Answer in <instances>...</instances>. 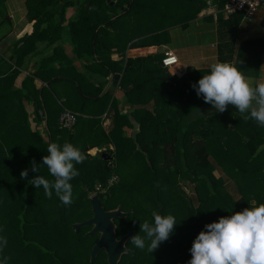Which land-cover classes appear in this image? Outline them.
<instances>
[{"label":"trees","instance_id":"16d2710c","mask_svg":"<svg viewBox=\"0 0 264 264\" xmlns=\"http://www.w3.org/2000/svg\"><path fill=\"white\" fill-rule=\"evenodd\" d=\"M214 1L221 8L227 0ZM206 5L204 0H25L33 30L13 41L9 55L0 53V237L7 240L0 260L89 264L98 233L86 235L90 226L75 231L72 224L92 216L94 186L112 175L118 181L98 195L105 209L120 205L129 212L114 218L118 238L152 222L153 211L172 214L178 222L152 253L127 240L133 253L123 254L118 264H185L207 223L264 203V127L232 105L222 113L198 114L206 103L192 85L210 69L169 73L161 65L163 55L125 56L128 46L159 43L168 25L190 22ZM221 17L219 22L235 25L244 19L239 12ZM9 22L0 0V26ZM38 43H44L39 50ZM113 51L123 58L112 59ZM32 53L33 69L16 86ZM117 85L130 89L118 98ZM64 109L77 114L71 129L59 125ZM104 114L111 118L107 131ZM50 142H70L87 156L76 165L68 206L28 183L35 175L48 177L46 166L33 172L31 161L42 164ZM101 146H107L105 156L88 152ZM22 169H28L27 179H21ZM92 264H107L103 250Z\"/></svg>","mask_w":264,"mask_h":264},{"label":"clouds","instance_id":"9594fccd","mask_svg":"<svg viewBox=\"0 0 264 264\" xmlns=\"http://www.w3.org/2000/svg\"><path fill=\"white\" fill-rule=\"evenodd\" d=\"M192 87L215 111L222 113L232 105L244 119L264 127V83L250 84L233 63H214ZM86 159V153L70 142L63 145L50 142L47 154L42 157L43 163L31 161L33 172H40V165L46 166L48 177L35 175L28 183L35 188L42 187L46 197L55 194L63 205H71V181L79 175L76 165ZM20 176L27 179L28 169H22ZM151 216L152 222L140 223L139 232L128 237L132 245L141 250L146 248L149 253L170 237L178 223L172 214L153 211ZM205 229L194 238L191 259L185 264H264V203L221 216L207 223ZM6 246V238L0 237V252ZM7 259L4 257L0 264H7Z\"/></svg>","mask_w":264,"mask_h":264},{"label":"crops","instance_id":"0c3cea01","mask_svg":"<svg viewBox=\"0 0 264 264\" xmlns=\"http://www.w3.org/2000/svg\"><path fill=\"white\" fill-rule=\"evenodd\" d=\"M19 2H24V0H6L5 3L10 22L8 29L6 28L0 33L3 37L0 38V53L6 55L10 54L13 41L33 30V23L26 19V12L24 15L15 17L9 13L8 4L18 6ZM207 2L208 11L205 12L203 8L194 19L185 24L168 25L164 31L166 34H163L159 43L128 46L125 56L157 55V50L164 52V50L170 49L177 55L178 64L167 69L169 73L171 70H175L180 74H186L193 70L210 69L214 63L228 61L236 64L250 84L264 83V3L257 8L251 18L241 19L235 25L219 22L220 15L223 20L227 19L229 15L221 13L214 15L211 7L214 0H207ZM43 45L44 43H38L37 49L39 50ZM66 46L70 51L68 45ZM122 56L119 52L113 51L111 57L117 60L123 58ZM36 58L37 56L33 53L25 58L24 69L21 75L16 78V86H20L24 75L33 69L32 63ZM119 87L114 90V95L121 98L123 95ZM32 109V105H28V110ZM125 109L127 108H123V110ZM195 114L193 113L192 117ZM102 117L103 127L107 131L112 125L110 115L104 114ZM135 126H137L136 123ZM38 127L43 129V123Z\"/></svg>","mask_w":264,"mask_h":264},{"label":"water","instance_id":"95a60500","mask_svg":"<svg viewBox=\"0 0 264 264\" xmlns=\"http://www.w3.org/2000/svg\"><path fill=\"white\" fill-rule=\"evenodd\" d=\"M119 75H114V83H118ZM120 90H128V87H119ZM105 156V154H103ZM109 159L108 157H106ZM109 165H112L110 163ZM91 203L92 216L72 224L75 231L82 226H90V229L85 233L86 235H93L98 233V238L91 247L89 254V264H92L97 254L103 250L106 254L107 264H118L123 254H132L133 249L126 245L128 237L133 232L128 229L120 238L116 236V224L114 218L125 217L129 212L123 211L120 206L113 209H105L101 204L100 197L97 193H93L89 197Z\"/></svg>","mask_w":264,"mask_h":264},{"label":"built area","instance_id":"2783aa9c","mask_svg":"<svg viewBox=\"0 0 264 264\" xmlns=\"http://www.w3.org/2000/svg\"><path fill=\"white\" fill-rule=\"evenodd\" d=\"M210 2V1H208ZM215 2V1H214ZM212 3L211 7L214 11V15H217L219 12H223L225 15H230L235 12L242 13V16L244 19H249L252 17L254 12L257 10V8L264 3V0H227L223 4L221 8L218 7L216 3ZM217 8V9H216ZM178 64V57L177 55L170 49H166L163 52V57L161 58V65L162 67L166 69H170L175 67ZM77 119V114L68 110L64 109L60 116H59V125L66 129H71ZM110 149H113L112 145L108 146ZM107 149V146H101V147H93L89 149L90 154H104ZM109 159L110 156H107ZM117 175H112L107 181L104 183L96 182L94 186L93 193L98 192H106L111 185L116 183L118 181Z\"/></svg>","mask_w":264,"mask_h":264},{"label":"rangeland","instance_id":"374dc122","mask_svg":"<svg viewBox=\"0 0 264 264\" xmlns=\"http://www.w3.org/2000/svg\"><path fill=\"white\" fill-rule=\"evenodd\" d=\"M204 1H207V0H204ZM5 3H6V0H5ZM9 5V8H10V11H9V13L10 14H12V15H14V17L16 16V15H24V12H26V6H25V0H24V2H19L17 5L18 6H13V4L11 5L10 3L8 4ZM7 6V5H6ZM207 6L208 5H206L205 7H204V11L206 12V11H208V9H207ZM8 8V9H9ZM217 9V8H216ZM12 11V12H11ZM221 12H219L218 14H220ZM222 14V13H221ZM8 28V23H5L4 25L2 24L1 26H0V33L3 31V30H5L6 28ZM158 51V50H157ZM156 51V54L157 55H160V54H163V52L161 51V52H157ZM202 109H204V110H207V111H209V110H214L213 109V107H212V105H210V104H208V103H206L205 105H203L202 107H200V109L198 110V114H200V113H202L203 112V110ZM197 114V115H198ZM105 128H107V127H105ZM136 129L134 128V129H132V130H128V132H132V133H134V131H135ZM214 175L215 176H219V175H221V171L220 170H215L214 172ZM229 181V180H228ZM183 188L185 189V191H186V193L189 195V196H191L193 193H192V191H191V188L190 187H188V186H183ZM229 189H230V191L232 192V193H235V190H234V187H233V185H231V184H229Z\"/></svg>","mask_w":264,"mask_h":264},{"label":"flooded vegetation","instance_id":"af4514ba","mask_svg":"<svg viewBox=\"0 0 264 264\" xmlns=\"http://www.w3.org/2000/svg\"><path fill=\"white\" fill-rule=\"evenodd\" d=\"M118 206H120V205H118ZM121 207V206H120ZM124 211V210H123Z\"/></svg>","mask_w":264,"mask_h":264}]
</instances>
